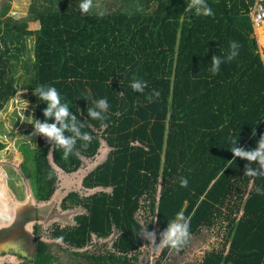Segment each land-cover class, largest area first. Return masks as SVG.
I'll return each mask as SVG.
<instances>
[{"label": "trees", "instance_id": "trees-1", "mask_svg": "<svg viewBox=\"0 0 264 264\" xmlns=\"http://www.w3.org/2000/svg\"><path fill=\"white\" fill-rule=\"evenodd\" d=\"M206 2L214 16L186 11L190 0H93L86 15L81 0H30L19 18L0 9V108L18 86H54L93 137L87 149L78 141L79 154L64 159L36 135L32 155L22 146L20 165L43 200L57 190L54 169L80 177L86 192L70 189L60 198L63 208L79 205V212L48 232L81 261L53 254L36 223L30 241L0 255L23 264H264V195L255 190L264 189V176H245L249 162L229 149L236 137L238 147L255 149L264 135L253 0ZM232 41L239 55L213 75L212 56L227 55ZM133 79L147 83L143 94L132 91ZM152 90L160 95L150 102ZM103 98L107 127L87 114ZM45 108L35 95V120H44ZM251 167L259 171L257 162ZM181 177L187 187H180ZM180 212L190 222L187 244L158 254L151 247L150 255V242L137 235L143 224L159 243ZM94 239L104 243L88 250Z\"/></svg>", "mask_w": 264, "mask_h": 264}, {"label": "rangeland", "instance_id": "rangeland-1", "mask_svg": "<svg viewBox=\"0 0 264 264\" xmlns=\"http://www.w3.org/2000/svg\"><path fill=\"white\" fill-rule=\"evenodd\" d=\"M30 0H0V9L7 7V14L19 18L27 13ZM37 23H30L28 28L35 29ZM259 52L264 56V21L258 27H253ZM33 36L26 37L25 44L28 53L32 55ZM25 57L24 50L20 52ZM17 63V68H19ZM18 72L23 75L20 68ZM27 101V107H25ZM35 120L34 90L18 86L0 108V249L19 247L22 242L31 240L32 226H40V239L49 243V249L65 262H80L81 257L72 256L61 248L60 244L49 236L52 223L64 225L71 221L79 212L80 206L75 205L66 210L60 204L61 196L70 189L86 192L80 186L78 174H64L54 169L58 180L56 192L47 200H43L36 190L35 180L26 177L20 168L24 155L22 146L32 155L36 135L31 124ZM87 164L91 163L86 161ZM87 164L83 168L87 167ZM104 243L92 241L88 250H95ZM151 245L146 247L151 255ZM159 249L156 250L158 254ZM0 264H23L17 256L10 253L0 255Z\"/></svg>", "mask_w": 264, "mask_h": 264}, {"label": "clouds", "instance_id": "clouds-1", "mask_svg": "<svg viewBox=\"0 0 264 264\" xmlns=\"http://www.w3.org/2000/svg\"><path fill=\"white\" fill-rule=\"evenodd\" d=\"M93 7V0H81L79 11L81 14L86 15L93 10ZM186 11H194L197 16H214V13L206 0H190V3L186 6ZM240 47L241 46L237 41L230 42L227 55L224 57L217 55L212 56L209 71L213 75L218 74L222 64L230 63L239 55ZM130 88L134 92L143 94L147 88V83L139 79H133ZM34 94L40 101H43L46 104V108L43 110V121L32 119L31 124L34 129L32 135H40L46 138L51 143V146L60 148L64 159H67L71 155L79 154L76 150L78 141L81 142V148L87 149L91 144L93 137L87 132H82L85 125L83 122H80L75 115L70 113L67 103L61 102L62 98L59 91L54 86L38 85L34 88ZM159 95L160 93L158 90H152L146 98L151 102L158 99ZM26 107L27 101H25L24 108ZM108 109V101L106 98H103L97 100L95 102V107L89 108L87 114L91 119L101 121L103 127H107L106 121L108 117L106 114ZM49 119L52 120L51 123L48 122ZM65 133H71V135H65ZM229 149L232 152L233 157H238L249 162L245 165V176H264V135H261L257 141L255 149L238 147L237 137L232 141V146ZM252 162H257L259 164V171L251 167ZM179 184L180 187H187L188 179L186 177H181ZM255 190L258 195H264V189L257 187ZM152 222H156L155 218ZM145 223L143 224L141 232L137 235L143 236L148 240L151 244L150 247L159 250L170 248L179 252L190 239V222L182 212L177 213L175 219L168 222L167 227L160 234L159 243L156 242L155 232L145 230Z\"/></svg>", "mask_w": 264, "mask_h": 264}, {"label": "built area", "instance_id": "built-area-1", "mask_svg": "<svg viewBox=\"0 0 264 264\" xmlns=\"http://www.w3.org/2000/svg\"><path fill=\"white\" fill-rule=\"evenodd\" d=\"M249 15L253 27H258L264 21V0H253L250 5ZM264 62V56L261 53Z\"/></svg>", "mask_w": 264, "mask_h": 264}, {"label": "water", "instance_id": "water-1", "mask_svg": "<svg viewBox=\"0 0 264 264\" xmlns=\"http://www.w3.org/2000/svg\"><path fill=\"white\" fill-rule=\"evenodd\" d=\"M254 35H255L254 32L250 34V36H254Z\"/></svg>", "mask_w": 264, "mask_h": 264}]
</instances>
